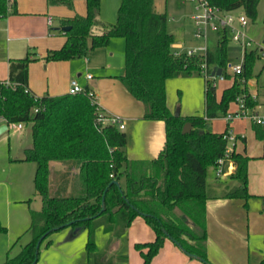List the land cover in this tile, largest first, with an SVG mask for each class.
<instances>
[{
	"label": "trees",
	"instance_id": "1",
	"mask_svg": "<svg viewBox=\"0 0 264 264\" xmlns=\"http://www.w3.org/2000/svg\"><path fill=\"white\" fill-rule=\"evenodd\" d=\"M17 1L11 2L12 13L17 12ZM86 1V15L62 19L63 25L71 26L63 32L66 41L62 47L48 50L44 59L85 56L89 51L106 46L112 37H124L125 70L118 78L145 105V119L166 123V142L155 158H130L126 151L127 133L99 121L100 111L88 93L38 96L26 92L29 64L39 57L11 59L9 79L0 80V117L8 123L31 124L32 145L25 149L22 160L36 163L34 184L42 198V207L30 210L29 241L0 264H47L41 262L40 249L38 255L36 253L37 243L49 230L66 223H70L68 227L72 231L77 227L89 229L87 249L94 264H115L113 256L97 249L94 228L100 224L119 239L137 216L144 217L156 234L151 241L137 243L142 264H152L167 238H173L187 251L212 264L207 254V201L210 198L207 168H218L220 159L225 157L229 122L225 131L215 132L208 128V121L227 116L230 104H239V98L251 108L257 105L247 91V80L259 57L258 50L252 49L246 54L242 73L232 74L227 71L231 41L227 32L222 33L218 44L208 48L207 62L222 67L224 77L233 78L232 85L224 88L219 100L216 85L209 79L204 115L174 114L167 103L168 77L201 74L204 55L175 53L168 14L157 10L154 0H121L115 23L100 20L101 0ZM259 1L209 0L226 11L244 12L253 20ZM73 2L48 0L49 4L72 5ZM8 7L7 0H0V22L7 17ZM94 26L101 30L93 32ZM187 122H191L193 128L184 133ZM253 129L259 138H264L262 124L254 122ZM228 158L235 167L232 177L236 184L227 186L221 196L249 199L254 196L248 190L251 156L233 150ZM55 161L63 163L66 170L53 192L51 173ZM114 179L121 182V187L111 184ZM104 195L106 207L101 211ZM188 218L193 225L187 223ZM3 230L6 226L0 219V231ZM59 230L47 234L42 243ZM259 264H264V258Z\"/></svg>",
	"mask_w": 264,
	"mask_h": 264
},
{
	"label": "rangeland",
	"instance_id": "2",
	"mask_svg": "<svg viewBox=\"0 0 264 264\" xmlns=\"http://www.w3.org/2000/svg\"><path fill=\"white\" fill-rule=\"evenodd\" d=\"M29 3L36 8H42L46 16L50 14L56 16V23L60 22V19L57 18L62 15L58 11L59 7H63L68 11L65 16L86 15L87 13L86 0H74L72 5L49 4L48 0H31ZM120 4L121 0H101L100 17L102 21L105 23L117 22ZM154 4L157 10L168 14V28L174 35V50L185 52L205 42L209 47H212L220 41L221 33L211 27L207 30L206 39L196 36V26L191 15L196 11L197 1L154 0ZM9 14H12L11 10L8 11ZM248 19L247 35L254 41L253 48L259 47L264 50V0L259 1L256 18L253 20L248 17ZM95 29H97L96 26H94L93 31ZM228 35L229 37L232 36L230 30ZM88 47H90V39L88 40ZM237 48L236 44L230 42L229 55L232 56L233 51ZM33 51L35 52L30 55L36 53L40 56L37 60H34V63H39V60L44 58L48 52L45 51L43 55H40L37 49ZM125 54V38L115 36L110 39L106 46L89 51L85 56L63 60H47L46 63L70 61L82 72L79 81L80 79L85 80L88 73L95 76L93 81L95 79L108 81L109 79H119L118 76L122 71L124 72ZM232 83V77H217L215 79L216 93L219 100L222 97L224 88L232 85ZM206 85L205 76L201 74L168 77L166 82L167 103L171 112L174 114L179 112L182 116L204 115ZM247 87L249 88H247V91L250 97L257 101L254 108L262 113L264 58L257 57L253 73L247 80ZM256 93L259 94L260 98ZM238 108L239 105L232 102L227 114L235 112ZM228 122V148L246 153L252 157L248 163L249 179L260 182L261 179H264V138H259L256 135L253 129L254 121L249 115H242L232 121L227 120L225 115H220L209 119L208 128L215 132H223L226 130ZM31 129V124L24 123L22 131L10 124L8 129L0 133V219L1 223L6 226V230L0 231V263L9 254L14 255L20 250V242H27L30 239V233L25 231L30 225V208L41 206V196L35 193L34 187L36 164L32 161L16 159L24 153L23 144L31 137ZM230 136L235 137V139H231ZM243 137L246 138L245 141ZM228 161V158H224L222 164L219 165L220 171H223ZM53 167L56 168L55 164H53ZM54 168L53 171H55ZM216 171L215 166L207 168L208 190L217 184ZM51 185H53V181ZM232 201L230 208L236 212V230L240 232L239 238L244 244L245 256L242 257L243 262L240 264H259L264 258V198L263 196H252L249 199L234 198ZM70 229V227H66L56 231L42 243L40 248L41 260L48 264H94L93 256L88 254L87 249L89 229L85 228L75 238L67 240ZM22 234V238L16 242ZM110 238L111 234L107 233L102 225L97 224L95 226L94 239L99 251L107 250ZM154 238L155 231L148 221L142 216H137L119 239L120 246L116 256L113 257L114 263L141 264L143 257L137 243ZM172 241L171 239L170 243L178 247L179 251L189 259L187 262L182 261L180 264H208L204 260L188 255L175 241ZM159 264L177 263L170 256L165 255L159 259Z\"/></svg>",
	"mask_w": 264,
	"mask_h": 264
},
{
	"label": "crops",
	"instance_id": "3",
	"mask_svg": "<svg viewBox=\"0 0 264 264\" xmlns=\"http://www.w3.org/2000/svg\"><path fill=\"white\" fill-rule=\"evenodd\" d=\"M30 1L31 0L17 1V12L9 14L0 22V80L9 79L11 59L23 58L26 56L40 57L39 54L36 53H34L35 55L30 54L35 52L33 50L37 49L40 55H43L45 51L62 47L66 41V36L63 33L64 31L57 30L56 27L64 26L62 22L64 17H71L65 16L68 11L63 7H59L58 11L62 15L57 18L60 19V22L56 23V16L51 14L46 16L42 8L34 7L29 3ZM49 16L53 17L51 24L48 23ZM99 18L102 21L100 16ZM96 27L97 29L93 31L95 33L101 30L99 26ZM56 32H58L59 35ZM34 62L35 61L29 64L28 87L32 93L38 96H56L69 93L72 79L78 80L82 75V72H80L77 66L70 61L46 63L47 60L42 58L39 60V63ZM87 75L85 80H78L79 83L82 86L86 85L84 87L92 89V91L99 95V103L107 114L119 115L124 118L125 128L123 130L127 133V155L134 159H152L157 157L164 148L166 142V123L162 120L145 119V105L128 91L121 80L116 78L109 79L108 81H104L103 79H95V81H93L95 76L92 74V77L88 78ZM257 96L259 97V94H257ZM261 101V103L264 104V100ZM4 123L8 124L4 118L0 117V126ZM23 129L24 126L18 130L22 131ZM31 145L32 130L31 137L23 144L24 153L16 159L22 160L25 156V149ZM228 160L223 171H220L219 167L216 168L217 184L209 189L210 198L207 201V254L212 264H240L243 262L242 257L245 256L244 244H242L241 238H239L240 232L236 230V212L230 208L234 198H225L221 196L227 186L236 184V180L232 177L235 167L232 160L229 158ZM56 162L58 161H55V163L53 162L56 166V168L53 167L55 171L52 170L51 173V182L53 181L51 190H53V192L57 190L59 181L61 180V174L66 170L63 163ZM35 171L36 166L34 177ZM71 188L72 186L70 183L69 190H71ZM248 190L254 197L263 196L264 198V179H261L260 182L249 179ZM35 193H37L36 189ZM41 207L42 198L41 206L39 208L34 207L33 209L39 210ZM27 229L25 231H27ZM82 231L83 230H81V232ZM71 232L72 230L70 229L67 240H71L81 233L70 238L69 235ZM22 236L23 234L19 237L22 238ZM110 239L107 250L103 251L115 257L120 246V238L117 239L111 234ZM27 242H20V250ZM170 242L171 239L169 238L165 240L163 247L155 258H153L152 264H159V259L165 255L170 256L177 264L189 260L188 257L179 251L178 247ZM41 262L47 263L43 260H41Z\"/></svg>",
	"mask_w": 264,
	"mask_h": 264
},
{
	"label": "built area",
	"instance_id": "4",
	"mask_svg": "<svg viewBox=\"0 0 264 264\" xmlns=\"http://www.w3.org/2000/svg\"><path fill=\"white\" fill-rule=\"evenodd\" d=\"M197 1L196 11L191 15L192 20L196 26V36L199 38L206 39L207 30L211 27L214 30H217L221 33L228 34L230 30L232 36L230 37V41L238 46L232 53L230 60L227 62V71L232 74H240L244 70V64L246 61V54L252 50L257 49L259 53V57L264 58V50L263 48H253L254 41L250 39L247 35V27L249 25L248 16L241 11H226L219 6L212 5L209 0H192ZM8 2V10H11V2L12 0H7ZM53 20L52 16L48 17V23L51 24ZM206 41V40H205ZM209 46L205 42L204 44L199 45L196 48L189 49L185 51L188 55L195 54H203L204 61L201 64V74L205 76L206 81L211 79L213 84L215 85V79L217 77L224 78V69L222 68V74L216 75L213 74L214 68H219L215 65H210L207 62V51ZM176 54H181L183 52L175 50ZM88 78L92 77V74L87 75ZM26 92L32 93L29 87L25 88ZM69 93H88L91 97L93 103L97 105V108L100 111L99 121L103 124H112L117 126L120 129L125 128L124 118L119 115H110L107 114L103 107L99 103V95L92 91L91 89H87V87L82 86L77 79H72L70 91ZM239 108L235 110L233 113L227 114V120L232 121L235 120L242 115H249L252 117L253 121L258 124L264 125V104L261 105L263 108L262 113L260 110L255 109L254 107H249L246 105L245 101L242 98H239ZM37 111V109H35ZM13 125L17 129H21L24 126V123H8V125ZM226 137L229 139V135ZM231 139H235V137L230 136ZM234 149L227 148L226 154L224 158H228L230 153ZM224 158L220 159V163L224 160ZM113 175V174H112Z\"/></svg>",
	"mask_w": 264,
	"mask_h": 264
},
{
	"label": "water",
	"instance_id": "5",
	"mask_svg": "<svg viewBox=\"0 0 264 264\" xmlns=\"http://www.w3.org/2000/svg\"><path fill=\"white\" fill-rule=\"evenodd\" d=\"M70 28H71L70 25H64V26H61V27H56L57 30H62V31H68V30H70ZM215 73H216V75H221V74H222V68H221V67H219V68H216V67H215V68H214V71H213V74H215ZM192 128H193L192 123H191V122H187V123L184 125V127H183V132H184V133H188V132H190V131L192 130ZM6 129H8V124H7V123L2 124V125L0 126V133H2L3 131H5ZM113 183L116 184V185H118L119 187H121V182H120L118 179H114V180L111 182V184H113ZM105 207H106V203H105V195H104V197H103V202H102V209H101V211L105 210ZM86 218H89V217H86ZM187 223H188V224H192V225L194 224V223L191 221V219H189V218L187 219ZM69 225H70V223L62 224V225H60V226H58V227H54L53 229H51V230H49L47 233H45V234L39 239V241H38V243H37V250H36L37 255H38V253H39V249H40V247H41V243H42L44 237H45L47 234H49L50 232H52V231H54V230H59V229H62V228L68 227ZM81 230H82L81 227H77L76 229H74V230L70 233L69 237H70V238H73L75 235H77L78 233H80ZM169 237H170V236H169ZM171 239L173 240V238H171ZM173 241H174V240H173ZM177 244H178V245H179V246H180V247H181V248H182V249H183L188 255L203 260V258H201L199 255L187 251L185 248H183V246H182L181 244H179V242H177ZM36 260H37V258H36Z\"/></svg>",
	"mask_w": 264,
	"mask_h": 264
}]
</instances>
